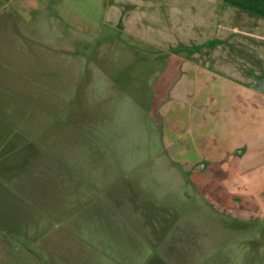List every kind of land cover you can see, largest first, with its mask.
<instances>
[{"label":"rangeland","instance_id":"obj_1","mask_svg":"<svg viewBox=\"0 0 264 264\" xmlns=\"http://www.w3.org/2000/svg\"><path fill=\"white\" fill-rule=\"evenodd\" d=\"M235 1L0 0V113L41 146L45 199L11 207L0 264H264V94Z\"/></svg>","mask_w":264,"mask_h":264},{"label":"crops","instance_id":"obj_2","mask_svg":"<svg viewBox=\"0 0 264 264\" xmlns=\"http://www.w3.org/2000/svg\"><path fill=\"white\" fill-rule=\"evenodd\" d=\"M234 3V30L243 29L244 38H249L250 41L247 42V40V43L244 45V54L250 55L254 59L258 55V74L254 73L249 76H258L257 87L264 94V0H236ZM240 14L243 15L242 23L237 22L240 21ZM251 57L249 60H254ZM5 79L6 77H0V110L7 108L3 104L6 103L4 95L12 92L11 87L8 86V82ZM7 101L9 104L11 103V99ZM5 116V112L0 113V153L2 154L0 158L1 224L7 223V220L3 219H7V216L10 215L9 211L11 207H22L26 205L36 209L35 206L37 207L38 203L39 207L43 206L45 200L43 193L42 196L41 194L39 195V192L44 190L42 185L43 168L38 163V154L40 155L42 151L41 146L33 143L28 144V141L25 140L28 134L24 131L22 134L21 130L19 131L17 128H14L22 124L14 123L13 119L8 117L4 118ZM23 136L25 139H23ZM13 137L15 138L13 139ZM12 152H17L18 157L10 156ZM4 209L6 213H3ZM33 209L31 211H34ZM144 242L149 247V255L151 257V254L155 251L153 247L154 243H151L149 240ZM146 257L139 264H145L148 261L144 260Z\"/></svg>","mask_w":264,"mask_h":264}]
</instances>
